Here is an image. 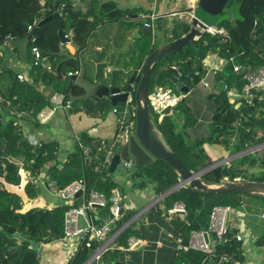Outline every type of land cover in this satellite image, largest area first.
I'll return each instance as SVG.
<instances>
[{"label": "trees", "instance_id": "1", "mask_svg": "<svg viewBox=\"0 0 264 264\" xmlns=\"http://www.w3.org/2000/svg\"><path fill=\"white\" fill-rule=\"evenodd\" d=\"M237 10L241 15L240 19H233L229 13H224L218 23L219 27L233 25L234 28L230 31L232 43H222L217 37L205 35L196 44H189L181 51L166 57L152 70L149 92H151L152 81L153 84L159 82L163 84V81L172 83L170 77L176 76L172 67H177L180 71L187 73L188 64L191 65L194 72L199 73L193 79L194 87H196L206 76L202 64L204 58L208 52L216 48H221L225 57L235 56L236 63L243 68L244 72L263 67L264 0H240ZM57 13L61 14L62 29L65 35L73 31L76 46L84 45L87 37L104 22H113L125 17V12L119 10L115 4L109 2L100 5L99 0L92 2L90 10L86 14L77 10L71 0H0V52L6 49L5 42L8 37H11V45L20 41L26 42L29 52L32 47L37 46L44 58L51 56L53 61L51 72L41 67L34 68L33 74L37 79L32 84L19 81L12 73L0 75V96L4 100L3 110L0 112V156L2 157L0 158V176L5 183L13 185L15 188L22 185L23 172L29 171L32 176L40 174L58 157L59 148L56 143L33 147L24 137L22 125L18 123L19 114H29L31 115L29 121L40 125L37 116L51 103L50 99L37 89L36 81L39 79L46 87L52 88L58 93H64V103H66L70 98L67 94L72 84L65 81V76L67 75V79H71L69 73L80 70V62L76 57L67 52L62 53L58 36L59 28L55 20L47 22L36 38L29 31L30 26L35 28L41 21ZM171 28L168 31V34L171 32L173 36L170 42L179 39L189 31L186 24H182L180 27L176 22ZM157 47L158 45H155L153 49ZM153 49L151 45H146L142 50L141 58L144 63ZM227 50H229V54ZM174 60L178 65L175 64L176 62L171 63ZM216 78L217 81L224 82L226 88L219 95L211 96L218 109L210 125L209 137L192 140L187 134V130L195 126L198 120L184 99L177 107L178 117L182 122L179 123L174 117L166 116L159 125H156L178 158L194 173L223 160H213L207 151V146H221L230 151L232 156L264 146V96H257L254 106H248L243 100L236 102L230 99L228 92L241 93L244 87L241 75H236L231 65ZM174 89L177 91L175 86ZM7 102H11V106L16 109V112L6 108ZM86 105L88 109L91 108L90 105ZM98 105L103 108V104L99 103ZM77 142L75 152L68 163L61 167L59 164L50 167L51 181L55 182L60 189H65L76 181L84 180L88 191L95 190L110 198L112 192L118 189V185L112 180L109 170H102L106 155L104 146L94 144V141L87 135H82L80 142ZM87 149L90 155L89 160H85L84 155ZM97 152L98 154L95 156ZM10 157L22 161V166L8 161L7 159ZM124 157L130 158L128 146L123 150ZM135 167L139 168L131 175L135 187L143 188L141 180L145 181L146 179L157 182L158 190L162 192L169 191L178 185L177 174L162 161H156L148 167L136 165ZM249 177L250 179H248ZM201 179L211 183H264V148L253 154L241 156L229 164L218 166L203 175ZM25 186L24 191L27 197L36 199L38 196L37 187L31 182ZM167 199L171 203L170 206L176 202L184 203L187 206L186 222L178 219L173 221V225L178 229L177 237H182L186 243H188L192 232L208 229L210 214L216 206L232 207L242 211V203H246V199L255 201L256 205H264L262 196L211 195L192 190L189 187L179 189ZM24 203V198L18 191L9 190L4 183H0V264H39L38 245L50 244L62 239L67 211L71 207L80 205L79 201H74L72 204L64 202L50 211L40 208L24 210ZM251 207L254 209L257 206ZM252 211L254 210L251 209L250 212ZM101 212L107 215L106 210ZM123 214V219L118 223L117 228L122 227L133 217L129 213L123 212ZM153 214L161 216L162 212L157 207L152 210ZM251 233L252 236H256L254 230ZM133 235H135L133 229L130 227L126 229L117 239L119 246L126 247L128 239ZM256 240L259 247L264 246L262 237L256 236ZM97 247L96 242L89 249L83 247L70 264H85ZM10 248H14V250L5 258L3 254ZM225 252H228L232 258V261L227 264H245L242 243L233 236L230 237V241L226 245L219 248L218 254L222 255ZM121 256L120 249L109 252L105 255V263H118ZM206 259L205 255L198 252L177 253L172 264H203Z\"/></svg>", "mask_w": 264, "mask_h": 264}, {"label": "crops", "instance_id": "2", "mask_svg": "<svg viewBox=\"0 0 264 264\" xmlns=\"http://www.w3.org/2000/svg\"><path fill=\"white\" fill-rule=\"evenodd\" d=\"M71 1L73 2L77 10L86 14L90 10L91 4L94 0ZM109 2L115 4V6L119 10L124 11L125 17L113 22L106 21L103 24L99 25L90 34V38L88 37V46H76V44L74 43L73 33L71 43L64 45L65 50H61L62 53L67 52L69 53V55L76 57L78 61L81 62L80 57L88 54L90 50L95 49L96 52L100 53L102 51H106V56L103 57L102 62L108 63V56L112 53L117 54V52H120L121 50L119 48L127 45V41L133 33L132 30L130 34L128 33L125 36H123L121 33L118 35L112 33L109 34V32L117 31V33H119L117 27H115L116 30H112V28L116 26V22H120L123 24L125 23L126 26L129 24V26L131 25V27H128V29H132L133 22L135 23L137 19L147 17L150 14V11H152L153 9L152 0H99L100 5ZM230 11V15L233 19L241 18V15L237 9L235 11ZM164 19L169 18H163L158 21L160 28H162ZM113 23H115V25H113ZM121 29H123V27ZM120 31L122 32L123 30ZM169 37L167 39H171ZM105 45L108 46L106 47ZM45 58L46 62L49 63L48 65L52 67V57L48 56ZM140 59L141 60L137 59L136 61L128 59L129 63L125 67L108 64L107 69H111L112 71L115 69H125L129 73V75H131L133 71L140 70L143 67L144 62L141 57ZM35 67L36 66L33 63V56L31 52H29V47L26 42L10 45L7 49H3L1 51L0 75H2L3 73H12L13 76L17 77L19 74H22L25 76V82H29L30 84H32L34 83L35 79H37V77L33 74V70ZM87 69L90 75L89 67H87ZM95 70L96 66L94 67L93 76L95 75ZM79 71L81 72L79 76L71 78L72 86L70 87L67 94V96H70L69 101L72 102V105L69 109H62V105L65 104L64 93H58L56 90L46 87L38 79V81H36L37 89L46 97H48L51 102L49 106L41 112L53 111L55 112V114H53L50 120L45 123L40 122L37 117L40 125L29 121L31 116L29 114L18 115V123L19 125H22L24 137L33 147H40L43 144L56 143L59 148L57 159L54 162L50 163L43 172L35 176H32L29 171L23 172L21 183L22 185H19L16 188L13 187V185L5 183L0 176V183H4L9 190H16L21 194V196H23L25 201L23 207L24 210H28L30 208H40L51 211L64 203L55 195H53L50 189V184L52 183V181L50 178L49 169L51 166L57 164H59V166L61 167L62 165L70 161L75 152L76 145L78 143L77 141L80 142V138L82 135L89 136L94 141V144H101L104 147L111 144L115 139L117 127L115 116L112 113L114 107L106 99L96 100L93 95L94 93L91 90H84V88L81 86L82 80H90L91 77L89 78V76H87L81 66ZM187 74L188 71L186 73L181 70V76H178L176 74V77H183ZM205 82L209 83V88H204L201 83L200 86H196L206 89H202L198 92L199 97H195V94H193L192 90L196 88L194 86L189 93H184L177 90L178 93L184 95V100H186L188 106L191 108L194 114V117L198 120L195 126L187 130V134L192 140H199L209 137L210 125L212 124L213 116L218 109L216 103L211 99V96H217L221 92L217 88V83L219 81H217L216 76L208 75L205 78ZM230 92H233V94L237 95V97H240L242 93H238L235 91ZM56 95H62L64 97L62 104L54 102V98ZM232 100L236 102L242 101L235 99ZM99 103L103 104V108L99 107ZM3 104L4 100L0 96V112H2L3 110ZM86 104L90 105L91 108L88 109L86 107ZM121 104L117 106H120ZM6 106L8 110L16 112V109L12 108L11 102H7ZM175 117L179 123L182 122V120L178 117V115H176V113ZM206 148L213 160L232 157L230 151H227L221 146H207ZM263 148L264 146H261L255 148L249 153L240 156L234 155L235 158L232 159L230 163L241 156L253 154L256 151H261L263 150ZM87 151L89 152L88 149ZM97 154L98 152L95 154V156ZM0 158L2 157L0 156ZM123 159L126 161L132 160L131 158L126 157H124ZM7 160L20 166H22L23 164L22 161L15 160L12 157L8 158ZM135 172L136 167L129 171L127 176L119 177L112 174V180L118 185V189H116V191H118L122 196L123 212L125 214L129 213L133 216L130 220L132 221L130 228L135 231V235H133L132 237L146 241L149 245L147 248L140 247L139 249L137 248L134 251L127 252V246L120 247L118 241H116L111 245L110 252L120 249L122 251V256L118 263L115 262L113 264H172L175 256L177 255V252L175 250V239L178 235V229L173 225V221L174 219H178L180 221L186 222V218L184 219L180 216L167 215V211L172 208V206H170L171 203L168 201L167 197H169L176 191L171 193H169L170 190L166 192L159 191L158 183L151 182L150 179H146L145 181L141 180V184L144 185L143 188L135 187L134 182L131 179V175ZM237 181H240V179H237ZM28 182L33 183L38 189V196L36 197V199H29L26 195V192L24 191V188L26 187L25 185H27ZM179 182L180 179L178 178V183ZM77 200L80 203L82 202V198H79ZM245 202L247 208L244 212L243 220L248 229V235L252 236L251 231L253 232L254 230L255 235L259 238L262 237V240L264 241V233H262L261 230L257 231L256 233V228H260L261 221L264 220L261 218L264 210H260V212L257 213L254 211L250 212L249 209L252 208L251 206H253V201L250 199H246ZM157 207H159L162 212L161 216H157L154 214L152 215V210ZM101 211H98L99 216H106ZM256 236L251 239L252 241H247L245 245L242 244V252L245 264H264V253H262V251H264V246L259 247L256 244ZM13 250L14 248H10L8 251H6L3 254L4 257L7 258L9 254L13 252ZM37 251L39 264H70L73 260L71 257V252L66 246L63 238L50 244L38 245ZM210 262L214 263L213 261Z\"/></svg>", "mask_w": 264, "mask_h": 264}, {"label": "built area", "instance_id": "3", "mask_svg": "<svg viewBox=\"0 0 264 264\" xmlns=\"http://www.w3.org/2000/svg\"><path fill=\"white\" fill-rule=\"evenodd\" d=\"M158 0H152L153 9L145 19L146 26H152L155 31V26L163 18H178L181 21L186 20V24L189 26L192 19L195 18L197 4L190 3L189 10L184 9L183 11L172 12L168 14H159L156 11ZM233 25L228 27L219 26H206L203 30L205 35H210L219 38L222 43H232L231 30ZM34 28L29 27V31ZM67 37V35H66ZM12 38L8 37L4 47L7 49L10 45ZM229 54V50H227ZM33 56L34 65L41 67L48 71L52 70V67L46 62L39 47L34 46L31 49ZM1 57V52H0ZM203 68L208 75H220L225 69L231 65L236 75H241L244 81L243 91L240 95L242 100L248 106H254L257 96H264V66L259 67L253 71L244 72L243 68L236 63V57L229 55L225 57L221 51V48H216L208 52L204 58ZM172 70L181 76V71L177 67H172ZM112 70L107 69L106 73H110ZM80 71L75 73H69V76L75 77L80 75ZM18 80L25 81V76L19 74ZM201 85L204 88H209V83L203 79ZM229 98L234 99L237 95L233 92H229ZM184 99V95L178 93L175 90L169 88H157L149 92L148 101L152 118L156 117L161 122L166 115L164 112L170 109V115L177 112L179 103ZM71 101H67L62 105L63 110L69 109ZM113 115L116 119L117 133L113 142L103 147L106 155L102 164V170H109L113 157L119 146H122L121 157L123 160V150L129 144V139L135 134L136 130V105L134 103V95L129 94L125 103L120 106H116L112 110ZM55 114L53 111L40 112L38 114V120L42 123L47 122ZM169 115V116H170ZM85 160L90 159L89 152H84ZM135 167V163L132 160H125V168L131 171ZM188 186L182 187L187 188ZM180 188V189H182ZM50 189L57 198L63 202L72 204L74 201L73 197L78 193L82 192L80 199L82 202L77 207H71L66 215L64 222V237L63 240L71 252L72 259L77 253L83 248H91L93 243L98 244L97 249L93 255L85 264H106L105 255L111 251V245L117 241V239L124 233L126 229L131 226L132 221L125 223L122 227L117 228L118 223L123 219V207H122V196L114 190L112 196L108 198L105 194L99 193L95 190H87V185L84 180H79L65 189H60L55 182L50 184ZM79 199V198H78ZM99 207V208H98ZM242 211H238L232 207L216 206L213 208L210 214V223L207 230L192 232L188 243L184 241L182 237H176L175 239V250L177 253H190L198 252L207 257L209 261L216 262L218 264H227L232 261V258L225 252L222 255L218 254L219 248L226 245L230 241V237L233 236L238 242L245 245L249 242L248 229L246 225L240 226L235 225L232 227L231 216L233 214L239 215L238 217H244L246 211V204L242 203ZM106 210L107 215L104 217L99 216L98 211ZM230 216L229 225H226L227 216ZM169 216H180L184 219L188 215L187 206L184 203L176 202L171 209L167 211ZM264 219V213L261 215ZM210 237L212 238L210 240ZM252 241V240H251ZM148 242L130 237L127 243V252H131L142 248L148 247Z\"/></svg>", "mask_w": 264, "mask_h": 264}, {"label": "water", "instance_id": "4", "mask_svg": "<svg viewBox=\"0 0 264 264\" xmlns=\"http://www.w3.org/2000/svg\"><path fill=\"white\" fill-rule=\"evenodd\" d=\"M173 2L182 0H169ZM230 0H198L195 18L191 20L189 24V31L179 39L169 42L167 35L163 34V39L155 38V31L152 26H146L145 19H137L133 24L132 29L128 31L133 33L127 41V51L130 46L137 45V56L142 55V50L146 45H151L153 49L155 45H158L156 49H153L150 55H148L146 62L140 70H135L131 75L125 69H115L110 73H106L107 65L111 63H117L118 66H126L129 63L128 59H123L120 54L112 53L108 56L109 62L103 63L102 59L106 56V51L95 52V55L90 58L96 66V72L93 80L85 79L81 82V86L84 90H91L96 100L106 99L111 103L113 107L121 103H125L129 94H133L135 97L136 105V130L135 134L129 139L128 150L130 158L138 167H148L153 165L156 161H162L166 163L178 176L180 182L169 193L177 191L178 189L188 186L192 190L199 191L205 194L222 195V194H237L248 196H262L264 197V183L258 182H234V183H211L205 182L201 179L203 175L209 171L215 169L218 166L228 164L235 156L227 157L215 165L208 167L198 173L190 171L178 158L173 148L166 142V139L157 129L156 124L152 118L149 107V82L153 68L166 57L173 55L181 51L189 44H196L202 37L205 36L204 29L206 26H215L222 15L225 13V9ZM183 8H185L183 6ZM55 20L58 25V36L60 39L61 49H64V45L71 43L73 37V31H71L67 37L62 29L61 14L57 13L52 17H48L41 21L37 27H35L31 33L34 38L37 37L41 28L49 21ZM151 37V39H149ZM136 48V46H135ZM139 51V52H138ZM34 63V60H33ZM198 76L197 73L191 69V65L188 64V74L183 77L171 76L170 81L175 88L184 93H189L193 89V77ZM219 91L224 92L226 84L219 81L217 83ZM64 97L62 95H56L54 102L62 104ZM235 100H242L241 97H235ZM164 114L170 115V109H167ZM50 120V119H49ZM1 126V123H0ZM122 146H119L115 156L113 157L112 164L109 168V172L116 176H127L128 170L125 168V160H122ZM249 149L236 156H240L253 151ZM82 192L73 197L74 200L80 198ZM99 208V207H98ZM230 216L228 214L226 225H229ZM212 238L210 237V240ZM203 264H218L212 263L209 259H206Z\"/></svg>", "mask_w": 264, "mask_h": 264}, {"label": "rangeland", "instance_id": "5", "mask_svg": "<svg viewBox=\"0 0 264 264\" xmlns=\"http://www.w3.org/2000/svg\"><path fill=\"white\" fill-rule=\"evenodd\" d=\"M239 2H240V0H230L229 1V3H228V5H227V8L225 9V13H231V11L230 10H232V11H235L236 9H237V7L239 6ZM190 3H193V4H198V0H182V1H177V2H171V1H169V0H158V2H157V7H156V11H157V13H159V14H168V13H172V12H178V11H183L184 9H186V10H189V4ZM183 6L185 7V8H183ZM221 19V18H220ZM180 20H178L177 18L176 19H164V23H162V28H160L159 27V24H157L156 26H155V38L157 39H163V34H162V32L164 33V34H166V35H168V31H170L172 28H170V27H173V25H175V22H176V24L177 25H179L180 27L182 26V24L184 23V24H186V20L185 21H180ZM220 21V20H219ZM219 21H218V23H219ZM182 23V24H181ZM218 23L215 25V26H218ZM113 25H115V23H113ZM187 25V24H186ZM188 26V25H187ZM112 27V26H111ZM115 27H117L118 28V30H119V33H117V32H109V34L110 33H112V34H122L123 36H125V35H127L128 33L130 34V32L131 31H128V27H129V24L126 26L125 25V23L123 24V23H117L116 22V26H114L113 28H112V30H116V28ZM123 27V29H121ZM189 27V26H188ZM106 29V28H105ZM108 30H109V28H108ZM120 30H123L122 32L120 31ZM170 34H172L171 32H170ZM169 34V35H170ZM169 35L168 36H166L167 38L169 37ZM115 36V35H114ZM90 38V37H89ZM89 38L87 37V39L84 41V45H87L88 46V44H89ZM151 38H153V37H151L150 36V38L149 39H151ZM169 38H173V36H171L170 35V37ZM152 40V39H151ZM168 41H170V39H168ZM19 43H23V41H20ZM106 47L108 46V45H105ZM135 46H136V48H135ZM126 47H127V45H125L124 47H121V48H119L121 51L120 52H117L118 54H120V55H122L123 57H125V58H123V59H131L132 61H136L137 59H139V60H141L140 59V57L139 56H137V53H136V49L138 50V47H137V45H133L132 47H130L127 51H125L126 50ZM118 48V47H117ZM123 48V49H122ZM83 50V49H82ZM95 49L94 50H90L89 51V53L88 54H86V55H83V56H81L80 57V60H81V62H80V66H81V68L84 70V72L87 74V76H89V78L91 77V80H93V78H94V76H93V72H94V67H95V64L93 63V62H91L90 61V58L91 57H93L94 55H95ZM139 52V51H138ZM176 61L174 60V61H172L171 63L172 64H174ZM49 64V63H48ZM82 64V65H81ZM112 65H116V66H118V64L117 63H111ZM176 65H178L177 64V62L175 63ZM176 65H173V66H176ZM87 67H89V69H90V75H89V72H88V69H87ZM87 71V72H86ZM204 80H205V78H204ZM65 81L66 82H68V83H72V79H67V75L65 76ZM83 81V80H82ZM154 82L152 81V83H151V91H153V89H157V88H169V89H172V90H174V85H171L172 83H169V82H167V81H163V84L162 83H156V84H153ZM197 86H200V84L199 85H197ZM206 90V89H204V88H202V87H196L195 89H193L192 91H193V94H195V97H199L198 95H199V91H201V90ZM87 106V105H86ZM176 115H178V111L176 112ZM170 117H174L175 119H176V117H175V114H173V115H170ZM154 123L156 124V125H159L160 124V121H159V119H157L156 117H154ZM177 120V119H176ZM34 147H38V146H34ZM230 163V162H229ZM228 163V164H229ZM138 169L139 168H136V171H138ZM241 179H243V178H241ZM248 179H250V177L248 178ZM251 199V198H250ZM256 202L255 201H253V206L254 207H256V208H251L252 210H254V212H260V210H264V205L263 206H261V205H256L255 204ZM250 209V210H251ZM239 215H237V214H233L232 216H231V221H232V227L231 228H233L235 225H237V223H238V226H240L241 228L243 227V225H245V222H244V220H243V218H242V220H241V218L240 217H238ZM256 228V227H255ZM259 230H261V232L262 233H264V220H262L261 221V224H260V228L259 227H257L256 228V233H257V231H259ZM248 235V234H247ZM249 238H254V236H248ZM255 249V248H254ZM262 253H264V251H262Z\"/></svg>", "mask_w": 264, "mask_h": 264}]
</instances>
